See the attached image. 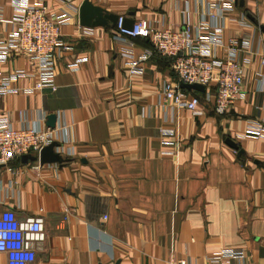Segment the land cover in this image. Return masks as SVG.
I'll list each match as a JSON object with an SVG mask.
<instances>
[{"label": "crops", "instance_id": "crops-1", "mask_svg": "<svg viewBox=\"0 0 264 264\" xmlns=\"http://www.w3.org/2000/svg\"><path fill=\"white\" fill-rule=\"evenodd\" d=\"M19 1L0 0V44L18 28ZM34 1L72 14L61 29L69 48L55 59L57 89L25 91L38 65L16 52L0 61V83L15 69L28 76L11 82L18 92L0 97V115L15 127L48 128L56 114L73 153L62 163L17 161V173L0 167V216L11 209L24 219L43 208L46 239L29 264H208L210 254L229 247L245 249L239 264H264V138L244 135L250 121L264 119V0H239L235 15L246 14L251 27L228 22L222 45L211 48L227 58L230 37L249 38L239 54L247 60L246 85L224 111L205 99L215 82L204 92L187 90L200 97L196 111L160 98L164 82H179L172 59L156 53L143 73L130 74L115 26L80 24L84 0ZM90 1L158 28H194L202 11L197 0ZM133 40L151 47L148 39ZM0 264H8L4 252Z\"/></svg>", "mask_w": 264, "mask_h": 264}, {"label": "built area", "instance_id": "built-area-1", "mask_svg": "<svg viewBox=\"0 0 264 264\" xmlns=\"http://www.w3.org/2000/svg\"><path fill=\"white\" fill-rule=\"evenodd\" d=\"M201 5L200 22L196 27L186 23L182 28L155 27L147 19L134 22L133 28L124 26V16H119L115 25V38L128 59L129 72L132 75L143 73V65L154 54L172 59V68L179 82H164L160 98L173 101L179 107L196 111L200 97L192 95L180 84L199 83L205 87L216 83L215 92L205 93V99L212 101L219 111H224L238 100L246 85L247 60L239 59L244 47H248L249 38L230 37L227 44L229 56L217 58L211 53L212 46L222 45V31L228 22H237L244 27H251L246 14L235 15L239 0H197ZM15 29L7 40L0 44V61L4 62L16 52L26 53L38 65L37 81L27 92H35L46 87L53 91L55 84V59L58 52L68 49L61 37L62 26L69 23L72 14L68 10L52 11L42 2L20 0L15 6ZM1 16V15H0ZM135 37L148 39L150 48H141L133 40ZM264 67V54L260 56ZM84 59L71 65L79 68ZM28 76L25 69H15L8 76L1 78L0 97L19 91L11 87V82ZM260 90L264 92V77ZM66 125L57 128H42L22 123L15 127L9 117L0 115V167L12 166L25 154L35 155L40 161L44 147L57 143L55 151L61 156L73 153L72 147L65 149L68 139L63 134ZM245 136L264 138V119L250 121ZM46 239L45 217L43 208L33 216L21 219L11 210H5L0 216V253L8 256V264H29L36 260V245ZM241 247L223 248L207 257L208 264H239L245 257ZM178 264H193L189 258H181Z\"/></svg>", "mask_w": 264, "mask_h": 264}, {"label": "water", "instance_id": "water-1", "mask_svg": "<svg viewBox=\"0 0 264 264\" xmlns=\"http://www.w3.org/2000/svg\"><path fill=\"white\" fill-rule=\"evenodd\" d=\"M80 24L85 27H114L119 19V15L109 13L100 6L94 5L90 0H84L79 8ZM135 20L125 17L124 26L133 28ZM264 29V27H263ZM180 86L188 91H205V85L199 83H181ZM57 115L50 114L48 116L47 126L54 128L56 126ZM231 147L238 149V144L232 139L226 141ZM57 143H51L44 147L40 154L41 163H62V156L55 151ZM22 162L37 161L38 157L35 155L25 154L21 158Z\"/></svg>", "mask_w": 264, "mask_h": 264}]
</instances>
